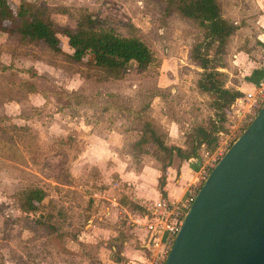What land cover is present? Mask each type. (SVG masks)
Segmentation results:
<instances>
[{"label":"rangeland","instance_id":"374dc122","mask_svg":"<svg viewBox=\"0 0 264 264\" xmlns=\"http://www.w3.org/2000/svg\"><path fill=\"white\" fill-rule=\"evenodd\" d=\"M8 2L15 10L26 3L59 28L90 18L97 30L142 42L152 61L105 79L0 34V264H130L136 195L166 178V155L148 131L158 128L165 145L182 149L198 127L227 132L230 115L222 122L215 96L199 90L204 73L191 55L208 54L224 88L237 91L241 66L233 56L263 49L254 32L264 0H217L236 28L221 51L166 0ZM179 163L173 157L168 167ZM34 188L47 196L39 224L17 206L18 195Z\"/></svg>","mask_w":264,"mask_h":264},{"label":"trees","instance_id":"16d2710c","mask_svg":"<svg viewBox=\"0 0 264 264\" xmlns=\"http://www.w3.org/2000/svg\"><path fill=\"white\" fill-rule=\"evenodd\" d=\"M166 1L175 5L182 17L192 20L202 28L203 39L207 41V45L216 43L218 51H221L227 38L236 30L235 26L220 16L217 0ZM0 34L15 37L21 43L61 55L71 65L101 72L105 79L121 78L128 71V66H133L136 71L142 72L152 61L148 48L135 38H124L112 32L97 30L92 26L90 18L86 23L80 20L74 28H59L39 11L31 10L26 3H20L15 10L8 0H0ZM193 52L191 59L204 73L203 80H199L198 88L203 93L215 96L214 106L220 111L223 122L229 117L230 104L241 94L224 88L223 75L216 71V67L209 66L208 54L201 56L196 49ZM256 83L257 81L254 84ZM219 128L214 125H211L210 129L198 127L188 149L165 145L155 132V130L159 131L158 128L149 130L147 137L160 152L166 155L167 163L163 166L165 171L173 157L184 162L195 158L200 149L211 150L215 143L213 135ZM158 179L157 190L164 196V178L160 176ZM46 201L47 196L40 189H28L18 195L17 206L21 213L35 216L33 223L39 224Z\"/></svg>","mask_w":264,"mask_h":264},{"label":"water","instance_id":"95a60500","mask_svg":"<svg viewBox=\"0 0 264 264\" xmlns=\"http://www.w3.org/2000/svg\"><path fill=\"white\" fill-rule=\"evenodd\" d=\"M163 264H264V104L196 192Z\"/></svg>","mask_w":264,"mask_h":264},{"label":"built area","instance_id":"2783aa9c","mask_svg":"<svg viewBox=\"0 0 264 264\" xmlns=\"http://www.w3.org/2000/svg\"><path fill=\"white\" fill-rule=\"evenodd\" d=\"M263 104L264 79H261L251 90L242 93L230 104L227 132L214 133L215 145L212 151L202 150L194 158L199 167L193 180L184 187L183 197L169 200L165 196H159L155 200L142 199L137 204L138 213L130 215L129 223L145 236L140 264H163L196 192L225 151L251 123Z\"/></svg>","mask_w":264,"mask_h":264},{"label":"crops","instance_id":"0c3cea01","mask_svg":"<svg viewBox=\"0 0 264 264\" xmlns=\"http://www.w3.org/2000/svg\"><path fill=\"white\" fill-rule=\"evenodd\" d=\"M255 23L257 25V31L254 32V39L261 44L263 49L259 54H255L254 56L252 54L249 55L247 52L242 50L239 51V54L233 56L235 59L234 63L241 66L240 76L242 79L238 81L236 86V90L241 93L251 90L255 81L262 78L264 79V15L258 16L255 19ZM201 151L202 149L199 150V153ZM198 167L199 165L194 158L179 163L176 169L172 166L167 167L165 170L166 178L163 186L164 196L169 200L181 199L184 195V187L193 180ZM174 178H176V180ZM136 196L139 197V200H141L156 199L162 195L159 194L157 189H154L152 192L148 190L139 191ZM136 231L138 234V249L134 252V255L132 256V259L134 260H131L129 262L130 264H140L142 262V255L144 251L142 243L145 240V236L142 232L138 230Z\"/></svg>","mask_w":264,"mask_h":264}]
</instances>
